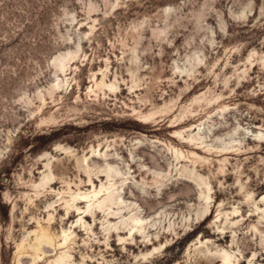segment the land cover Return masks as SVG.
I'll list each match as a JSON object with an SVG mask.
<instances>
[{
  "label": "rangeland",
  "instance_id": "obj_1",
  "mask_svg": "<svg viewBox=\"0 0 264 264\" xmlns=\"http://www.w3.org/2000/svg\"><path fill=\"white\" fill-rule=\"evenodd\" d=\"M62 229L64 264H264V0H0V264Z\"/></svg>",
  "mask_w": 264,
  "mask_h": 264
},
{
  "label": "bare ground",
  "instance_id": "obj_2",
  "mask_svg": "<svg viewBox=\"0 0 264 264\" xmlns=\"http://www.w3.org/2000/svg\"><path fill=\"white\" fill-rule=\"evenodd\" d=\"M69 55H70V53H66L64 55L55 56L51 59L50 64L54 65L56 70H57V73L55 74L53 81H52V84H51L52 89L64 88L67 85V79H68L67 74L69 73L68 72L69 64L66 60H67V57ZM93 80L95 82V85L100 90H103L104 94H106V93L113 94L118 90V87H119L118 82H116L115 80L110 81V82H106L105 80H101V81H99V83L95 81L94 77H93ZM90 90H93L92 86H91ZM157 112L158 111H149V112H145V113H140V117L143 118L144 120H150V119L154 118V116ZM173 132L177 135H181V133H182L181 130H177V129L174 130ZM54 148H55V150H59V151L64 152V153H71V149L68 147H62L60 145H56ZM174 152L179 153L180 156L182 155V152L181 151L179 152L178 149H174ZM190 153H191V155H193L194 161L199 163V164L205 163L208 159L207 156L198 154L195 151H190ZM49 164H50L49 161H47L44 164L45 169L43 171H46V170L47 171L45 173H43L40 181H38L37 183H34L32 185L34 187V189L36 190V192L49 187L48 185L51 184V182L54 179V175L51 173ZM198 178H199L198 184L204 185V188H205L202 192V195H203V198L206 200L205 201L206 205L201 210L198 211L199 216L202 218L208 212V207H207L208 205L207 204L210 202L209 201L210 196H209L208 183L202 177H198ZM89 181H90V177H89ZM111 185L112 184H110V186ZM102 188L103 187L101 186L99 189H92L89 192H81L80 190H78L77 192H75L72 195V198L73 199H80L83 201H91L92 198L97 196L103 190ZM58 193H60V192H58ZM59 198H61V197H59ZM114 199H115V197L112 193H108V195L105 196V200H108L110 202H113ZM101 202L102 201H98V205H100ZM65 203L69 204L68 200H65ZM50 205H52V204H50ZM83 211H85V210H83ZM233 212L235 213V212H237V210L235 209V210H233ZM128 218L130 219V222H131L130 223L131 224L130 225V232L133 233L139 226H141L142 222L138 217H136L134 215H130ZM39 231H40V239L38 240L37 245H35L36 249L34 251L33 260L40 257V254L36 252L39 249V243L43 240L47 241V242L51 241L50 235L46 232V230L42 226L39 227ZM69 235H70V232H67L66 230H63V229L61 230V235H60V238L58 239V242H57V246H58V248H60V251L55 258H53L52 260H50L48 262V264H64L66 262H69L70 257H71V255L67 249V246H68L67 241L70 239ZM18 247L22 248V245H18ZM156 251H157V248L155 247V248H153L152 251L147 252L146 254H143V256L144 257L150 256ZM218 255L223 260L224 264H231V256L227 251L222 250L218 253ZM16 264H20V263L17 261Z\"/></svg>",
  "mask_w": 264,
  "mask_h": 264
}]
</instances>
